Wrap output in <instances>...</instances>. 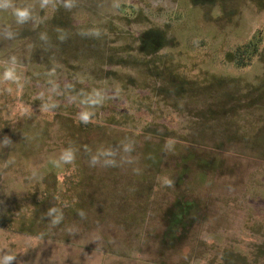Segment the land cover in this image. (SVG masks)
<instances>
[{"label":"rangeland","instance_id":"374dc122","mask_svg":"<svg viewBox=\"0 0 264 264\" xmlns=\"http://www.w3.org/2000/svg\"><path fill=\"white\" fill-rule=\"evenodd\" d=\"M2 2L0 255L264 264V0Z\"/></svg>","mask_w":264,"mask_h":264},{"label":"clouds","instance_id":"9594fccd","mask_svg":"<svg viewBox=\"0 0 264 264\" xmlns=\"http://www.w3.org/2000/svg\"><path fill=\"white\" fill-rule=\"evenodd\" d=\"M0 4H2L3 7L5 8H11L12 9V14L15 17L17 23H23L27 19H29L30 16V10L27 6L24 7H14L10 5L9 3H3L2 0H0ZM0 78L4 80H14L15 75H14V70L13 68H6L2 73H0ZM82 119H87L86 116H83ZM10 143V140L4 139L0 140V144H8ZM72 160V153L71 150H64L61 152L58 158L53 159L51 163L55 167L61 166L63 163H68ZM92 162H95V158H93ZM56 209H50L49 212H55ZM82 215V213H81ZM16 259L15 255L12 254H7L5 253L4 255H0V264H12V262Z\"/></svg>","mask_w":264,"mask_h":264},{"label":"trees","instance_id":"16d2710c","mask_svg":"<svg viewBox=\"0 0 264 264\" xmlns=\"http://www.w3.org/2000/svg\"><path fill=\"white\" fill-rule=\"evenodd\" d=\"M255 53H256V51H252L251 56L246 57V50L244 48H239V49L236 50V54H235L236 56L235 57L233 56L234 57V62L237 61V64H238L239 67H245L248 64L247 60H249L252 56H254ZM230 61L233 62V60H230ZM56 116H58V114H56ZM69 121H70V123H72V122L75 123L74 119H72V118L69 119ZM68 125H69V129L71 130V132L73 134L75 132L74 129H73V126H74V128H76V130H77V128H83V129L88 128V125L86 123H83V122L79 123L78 125H77V123L74 124L72 126V129L70 127V124H68ZM72 139H74V138H72Z\"/></svg>","mask_w":264,"mask_h":264}]
</instances>
